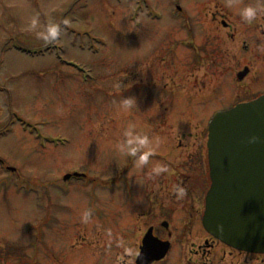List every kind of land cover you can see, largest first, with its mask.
<instances>
[{"label": "rangeland", "instance_id": "374dc122", "mask_svg": "<svg viewBox=\"0 0 264 264\" xmlns=\"http://www.w3.org/2000/svg\"><path fill=\"white\" fill-rule=\"evenodd\" d=\"M254 1L264 9V0ZM246 5L243 0H0L1 264H56L46 258L49 253L92 264L89 249L101 252L102 243L125 239L131 199L126 192H133L126 188L130 156L120 146L129 124L147 135L161 124L171 135L196 125L197 118L175 124L169 117L165 122L172 128L166 129L160 121L159 111L167 105L160 107L157 96L167 98L182 87L208 90L206 105L191 107V94H179L173 107L198 109L206 123L215 111L234 105L237 72L245 65L252 72L244 84L264 92L259 50H264V19L254 29L239 27ZM223 20L232 26L224 29ZM50 24L58 26L55 36L46 34ZM165 66L173 71L167 76L171 83L178 71L173 87L165 86ZM128 96L136 99L131 107L122 103ZM75 172L86 177L65 179ZM136 184L139 191L132 197L143 191V183ZM78 220L104 222L98 226L104 230L90 225L86 234ZM112 250L103 253L105 261L116 258ZM177 255L174 248L157 264H177Z\"/></svg>", "mask_w": 264, "mask_h": 264}, {"label": "flooded vegetation", "instance_id": "af4514ba", "mask_svg": "<svg viewBox=\"0 0 264 264\" xmlns=\"http://www.w3.org/2000/svg\"><path fill=\"white\" fill-rule=\"evenodd\" d=\"M243 2L251 4V2L255 1L243 0ZM262 2L263 6L261 7H264V1ZM255 4L258 9L256 18L251 22H247L242 18L241 22H239V27L246 26L254 29V27L262 25H258L257 22L264 19V14H260V12H264V9L260 10V4L256 2ZM182 17L181 20H187L185 15H182ZM222 24L224 29L232 26L225 20H223ZM252 43L256 45L255 42ZM259 50L264 55V50L260 48ZM260 65L264 66V63L261 62ZM245 69H248V72L240 79L238 75ZM174 70L175 77L172 78L171 83L167 76L173 71L171 72L165 66L163 77L169 80V83L165 85L166 88L170 84L173 87L178 82L176 78L178 71L177 69ZM251 72L252 68L248 65H245L242 70L237 72L238 89L237 93H235V99L237 100H234V105L264 95V92L258 94L256 90L254 92L252 86L244 84L243 81ZM154 80L157 84L160 81L157 75H155ZM184 85L186 87V84ZM207 91L200 90L194 93L193 91H185L184 87H182L180 90L174 88L172 94L167 98L164 97L162 99V95L157 96V103L158 98L161 99L160 107H163V102L167 105L166 109L159 111L160 118H164L160 120L161 123H167L165 125L166 129L172 128V125L167 126L170 122L176 124L179 121H183L185 124L190 118H197L198 123L192 126H182L180 128L182 131L175 132L172 135L162 131V124L152 127L148 136L151 141V146H149L153 148V152L149 162L142 168L136 166V157L128 155L130 159L126 162V188L132 191L134 195V191L139 189L136 183L141 181L143 183V191L141 194L137 192V197H132L131 193L126 192V197L131 199L126 202L129 205L126 206L125 239L119 243L115 242L114 239L108 240L106 244L102 243L100 246L102 247L100 249L101 252L94 250L95 253H90L89 249L87 257L92 261V264H157L166 261L174 248H177L178 252L176 256L177 264H264L263 253L242 250L228 245L211 234L204 223L206 197L211 186L208 149L210 118L208 117L209 119L205 123L198 113V109L182 108L181 110H176L174 108H177L179 103V94H191V98L187 102L192 107V105L198 106V104L206 102L204 97L207 96V94L205 95ZM251 94H254V97H251ZM151 97L152 95L148 96V98ZM184 102L185 100L180 102L181 106ZM234 105H231V107ZM172 109H174V112ZM166 118H169L170 122H165ZM157 168L161 170L157 171ZM90 220L82 222L78 220L81 230H86V234L90 225L97 227L99 231L100 229L104 230L102 227H98L103 226L104 222L91 223ZM75 223L77 224V222ZM46 225L47 223H45ZM77 227L78 224L72 227V230H76ZM92 230L89 233L92 234ZM96 231V234H94L96 236L100 235L98 230ZM75 239L77 241V238ZM87 240L84 239L83 241L86 242ZM112 242L114 245L111 244ZM164 242H168L166 254L159 259L154 258L151 260L150 258L158 254L162 246L166 244ZM73 244V251H75L77 243ZM84 246L82 245L81 247ZM92 246L95 248L94 243ZM120 246L124 247L123 251L116 253L115 249ZM108 250H112L113 256L116 255V258H113V262L105 261L106 256L103 253ZM44 251L49 252L46 247ZM142 253L145 254L143 259H141ZM37 256L36 254L31 255L33 262ZM58 256L57 254L52 255L49 253L46 258L56 264H78L74 261L60 259ZM70 257L73 260L72 253Z\"/></svg>", "mask_w": 264, "mask_h": 264}, {"label": "water", "instance_id": "95a60500", "mask_svg": "<svg viewBox=\"0 0 264 264\" xmlns=\"http://www.w3.org/2000/svg\"><path fill=\"white\" fill-rule=\"evenodd\" d=\"M252 135L261 140L249 143ZM208 149L207 230L230 246L264 253V95L217 112L209 125ZM164 243L151 260L166 254Z\"/></svg>", "mask_w": 264, "mask_h": 264}, {"label": "clouds", "instance_id": "9594fccd", "mask_svg": "<svg viewBox=\"0 0 264 264\" xmlns=\"http://www.w3.org/2000/svg\"><path fill=\"white\" fill-rule=\"evenodd\" d=\"M258 14V9L252 4H248L241 9L240 15L242 18L247 21H253ZM35 24V21H33ZM58 33V26L56 24H50L47 28L48 36H55ZM131 85V84H130ZM122 103L126 107H131L136 103L135 97L128 96L124 97ZM136 126L134 124H129L128 128L125 131V141L120 146V151L125 155H131L136 157V166L142 168L145 164L149 162V158L153 152V148L149 145L151 144L150 138L147 134H141L138 131H135ZM261 140V137L258 135H252L248 138L249 143H256ZM144 149L143 151H141ZM139 153V155H137ZM160 168H157V171H160Z\"/></svg>", "mask_w": 264, "mask_h": 264}]
</instances>
